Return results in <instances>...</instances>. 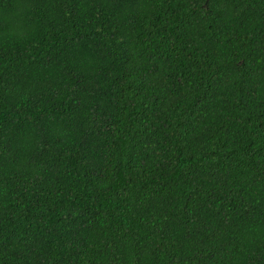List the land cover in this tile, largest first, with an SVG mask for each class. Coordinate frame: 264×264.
Segmentation results:
<instances>
[{
    "label": "trees",
    "instance_id": "16d2710c",
    "mask_svg": "<svg viewBox=\"0 0 264 264\" xmlns=\"http://www.w3.org/2000/svg\"><path fill=\"white\" fill-rule=\"evenodd\" d=\"M0 264H264V0H0Z\"/></svg>",
    "mask_w": 264,
    "mask_h": 264
}]
</instances>
